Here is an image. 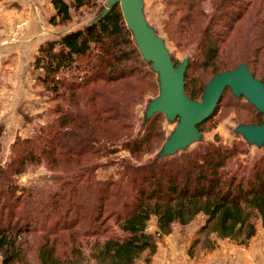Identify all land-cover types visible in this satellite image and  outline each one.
Listing matches in <instances>:
<instances>
[{"label": "trees", "instance_id": "1", "mask_svg": "<svg viewBox=\"0 0 264 264\" xmlns=\"http://www.w3.org/2000/svg\"><path fill=\"white\" fill-rule=\"evenodd\" d=\"M50 2L49 24L60 25L71 20V9L90 0ZM164 6L167 35L178 46L183 39L194 44L184 59L188 99L200 101L214 76L241 64L264 83L250 64L264 63V0H166ZM34 69L41 71L37 82L43 92L58 103L55 117L35 138L17 139L9 163L0 162V264H28L33 241L39 264H151L157 238L147 227L153 218L157 235L205 218L191 248L207 242L216 249L214 240L246 245L256 235L255 224L264 227V156L242 167L240 157L254 146L242 136L236 134L240 140L230 145L215 138L143 161L167 141L162 129L167 119L156 113L146 118L142 133L135 131L134 107L156 87L155 99L160 87L119 3L82 29L40 45ZM197 70L209 79L196 91L200 82L189 74ZM228 92L245 100L226 89L216 111ZM244 102L251 118L238 117L237 125H264V115ZM198 130L202 135V124ZM99 158L108 160L99 165ZM34 164L58 169L48 180L52 189L18 190L19 177ZM102 166L117 167L116 176L99 179Z\"/></svg>", "mask_w": 264, "mask_h": 264}, {"label": "rangeland", "instance_id": "2", "mask_svg": "<svg viewBox=\"0 0 264 264\" xmlns=\"http://www.w3.org/2000/svg\"><path fill=\"white\" fill-rule=\"evenodd\" d=\"M2 1L0 0V2ZM37 1L40 7L38 10L40 11L37 10L38 14H34L36 18L34 15L30 16L34 18L33 23L35 27L31 32H29L31 26L30 17L27 16L26 9L24 11L20 8L16 9L14 7L17 5L10 1L9 3L11 4L5 7V12L0 13V57H2L0 59V162L2 166L9 163L11 147L17 139L35 138V133L39 127L46 126L55 117L53 112L58 100L50 98V95L43 92V89L37 82V76L41 75V71L34 69V60L38 53V48L46 41L58 40L62 35L82 29L84 26L92 23L103 12L109 0H90L86 7L78 11L71 9V20L60 25L49 24V18L54 14L50 0ZM165 1L140 0L139 11L146 24L163 41L174 63L179 65L185 58L190 56L194 44L190 43L189 39H183L180 43L181 45L178 46L177 40L167 35L164 27ZM48 9L52 10L51 13H46ZM31 11H35V9L33 7L29 8V13ZM41 22L42 24L40 25L39 23ZM2 48H7V50L3 51ZM235 60L236 62L240 60L237 54H235ZM235 60L231 62H235ZM250 64L257 76L264 77V63L253 65L250 62ZM189 76L196 80L195 83L200 82V85L195 89L196 91L209 79V76L202 75V72L199 70L193 75L189 74ZM155 82L157 86V78H155ZM155 96L156 87L154 91L144 92V96L133 109L135 114V131L137 134L142 133L147 121L148 105ZM244 101L243 99L238 101L229 92L226 93L219 109L207 121L202 123L203 131L200 140L188 148L193 149L200 145L212 143L215 138L226 145L232 144L233 141H239L240 138L236 136L237 123L239 121L237 118L239 117L240 119L242 117V120L245 121H249L251 118V116L247 118L248 112L242 106L245 103ZM176 125L177 123L174 121L169 122L163 119L162 129L165 139L172 134ZM159 152L157 148L154 153L147 155L143 161L148 162L155 159L159 155ZM118 155L128 156L126 152H121ZM262 156H264L263 148H258L257 146L249 147L246 153L240 157L242 167L251 166ZM107 160L108 158H99L96 162L100 165L105 164ZM52 170L55 172L49 171L45 166L32 165V167L26 170V173L19 177L17 182L18 190L32 187L40 190L50 188L53 186V182H48V180L59 173L56 168ZM117 172L118 169L115 166H102L97 170V177L99 179H106L109 176L115 177ZM204 222L205 218L199 216L185 227L174 224L168 235H157L156 219L153 218L147 227V232L155 234L157 238V251L151 264H164L163 261L166 258L164 255L168 252L169 247L175 251L171 258L177 264H220L219 262H222V259H225L224 257H229L227 259H230L232 264H241L238 261L241 258L245 259L250 250H253L254 246H256L254 245V240L257 239V236L259 237L261 233L264 235V227L258 221L255 224L256 235L246 245L228 240H218L216 242L214 240L215 237L211 236V240L215 241V245L218 248L210 249L211 247H208L210 245L207 242L191 248L193 240ZM1 224L7 225L5 222ZM35 241L37 242V237ZM33 245H30L28 249V264H39L36 259L37 244L34 241ZM62 247L59 245L58 248L61 252L64 250ZM158 252L162 255L160 256L159 254L157 257Z\"/></svg>", "mask_w": 264, "mask_h": 264}, {"label": "water", "instance_id": "3", "mask_svg": "<svg viewBox=\"0 0 264 264\" xmlns=\"http://www.w3.org/2000/svg\"><path fill=\"white\" fill-rule=\"evenodd\" d=\"M115 3L120 4L125 24L141 56L151 63L153 71L158 74L160 92L149 103L146 117L161 113L169 122L178 121L159 156H173L199 141L201 134L198 126L215 113L226 89L236 97H243L264 115V83L254 78L244 64L214 76L207 83L201 101L188 99L184 95L187 61L174 66L163 41L146 24L140 13V0H109L100 17ZM236 134L242 136L248 145L264 149V125H239Z\"/></svg>", "mask_w": 264, "mask_h": 264}, {"label": "crops", "instance_id": "4", "mask_svg": "<svg viewBox=\"0 0 264 264\" xmlns=\"http://www.w3.org/2000/svg\"><path fill=\"white\" fill-rule=\"evenodd\" d=\"M10 1H12V3H15L17 6H19L18 8H17V6L14 8H16V9L20 8L23 11L26 9V14L29 17L31 15L38 14V11H40V10H38V8H40V7H39V4H37L38 3L37 0H3L2 2H0V13L5 12V7L10 6V4H11V3H9ZM31 7H33L35 9V11H31L29 13V8H31ZM51 11L52 10L48 9V11H46V13L47 12L51 13ZM34 17L36 18V15H34ZM29 19H30V25L31 26L29 28L30 31L29 30L28 31L31 32V30L33 28H35L34 23H33L34 18L30 17ZM39 24L41 25L42 22ZM3 46H5V45H3ZM7 48H2V49H3V51H6ZM1 58L2 57H0V59ZM254 245H256V246H254L253 250L252 249L250 250L249 254L245 257V259L241 258V260H239L238 262H240L241 264H264V235H262V233L260 234L259 237L257 236V239L254 240ZM174 252L175 251L171 247H169L168 252L164 255V256H166L165 260L163 261L164 264H177V262H175L174 259L171 258V256L173 255ZM159 254H160V256L162 255L160 252H158L157 257L159 256ZM224 258L225 259H222V262H219L220 264H232L231 260L227 259L229 257H224ZM162 259H163V256H162Z\"/></svg>", "mask_w": 264, "mask_h": 264}]
</instances>
